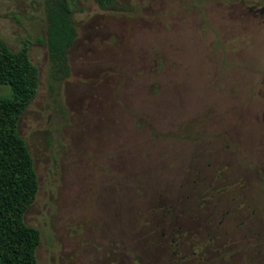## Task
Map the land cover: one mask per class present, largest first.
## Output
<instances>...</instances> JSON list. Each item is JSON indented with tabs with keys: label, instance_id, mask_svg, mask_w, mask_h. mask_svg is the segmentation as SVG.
<instances>
[{
	"label": "rangeland",
	"instance_id": "rangeland-1",
	"mask_svg": "<svg viewBox=\"0 0 264 264\" xmlns=\"http://www.w3.org/2000/svg\"><path fill=\"white\" fill-rule=\"evenodd\" d=\"M70 6L54 82L44 0H0V39L39 75L17 128L38 264H264V0Z\"/></svg>",
	"mask_w": 264,
	"mask_h": 264
},
{
	"label": "trees",
	"instance_id": "trees-1",
	"mask_svg": "<svg viewBox=\"0 0 264 264\" xmlns=\"http://www.w3.org/2000/svg\"><path fill=\"white\" fill-rule=\"evenodd\" d=\"M94 1L101 8L114 2ZM74 2L44 0L45 44L54 82L69 76L68 53L77 35L70 6ZM0 85L10 89L8 96L0 97V264H38L36 252L41 233L23 220L25 211L35 200L38 180L33 159L17 129L21 115L35 99L39 87L38 69L29 59L27 45L12 51L0 39ZM142 246L141 250L145 245ZM160 252L157 250L155 254L147 248L145 257L157 259ZM121 258L138 264L128 253H123ZM121 258L118 264H125Z\"/></svg>",
	"mask_w": 264,
	"mask_h": 264
}]
</instances>
